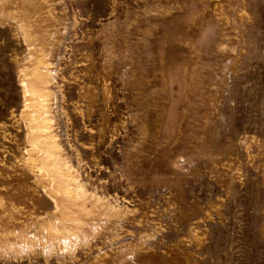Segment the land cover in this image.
<instances>
[{
  "label": "rangeland",
  "instance_id": "374dc122",
  "mask_svg": "<svg viewBox=\"0 0 264 264\" xmlns=\"http://www.w3.org/2000/svg\"><path fill=\"white\" fill-rule=\"evenodd\" d=\"M0 264H264V0H0Z\"/></svg>",
  "mask_w": 264,
  "mask_h": 264
}]
</instances>
